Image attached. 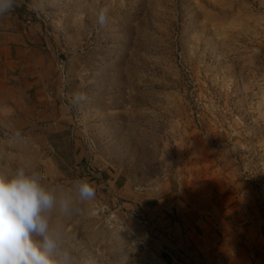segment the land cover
Returning <instances> with one entry per match:
<instances>
[{
  "label": "rangeland",
  "instance_id": "1",
  "mask_svg": "<svg viewBox=\"0 0 264 264\" xmlns=\"http://www.w3.org/2000/svg\"><path fill=\"white\" fill-rule=\"evenodd\" d=\"M17 4L59 57L57 96L71 121L0 114V168L29 164L65 189L92 183L94 199L61 219L73 264H138L132 212L166 264H202L189 253L190 230H167L173 222L218 240L228 232L264 256V0ZM101 9L108 21L98 28ZM79 92L88 102H73ZM17 131L27 143L12 142ZM87 160L101 175L85 174ZM115 196L125 231L97 213Z\"/></svg>",
  "mask_w": 264,
  "mask_h": 264
},
{
  "label": "crops",
  "instance_id": "2",
  "mask_svg": "<svg viewBox=\"0 0 264 264\" xmlns=\"http://www.w3.org/2000/svg\"><path fill=\"white\" fill-rule=\"evenodd\" d=\"M42 40L41 29L18 4L10 15L0 18V114H48L54 120L71 121L70 116L64 115L69 114L68 108L57 96L62 83L59 57L53 48L44 47ZM151 214L153 224L158 223L155 227L163 233L162 216L159 218L157 212ZM173 223L167 230L175 236L180 226L190 230L189 253H202V264H264V256L247 254L237 240L227 237L228 232L219 234L218 240L210 228L200 234L195 232V225ZM161 242L175 247L174 241L164 238Z\"/></svg>",
  "mask_w": 264,
  "mask_h": 264
},
{
  "label": "clouds",
  "instance_id": "3",
  "mask_svg": "<svg viewBox=\"0 0 264 264\" xmlns=\"http://www.w3.org/2000/svg\"><path fill=\"white\" fill-rule=\"evenodd\" d=\"M17 2L0 0V18L10 15ZM107 21V9H101L97 27H104ZM88 100L86 92H79L73 102ZM12 142L27 143L19 131ZM94 197V186L87 178L77 179L65 189L47 184L43 174L29 164L12 170L0 168V264H73L61 219Z\"/></svg>",
  "mask_w": 264,
  "mask_h": 264
},
{
  "label": "built area",
  "instance_id": "4",
  "mask_svg": "<svg viewBox=\"0 0 264 264\" xmlns=\"http://www.w3.org/2000/svg\"><path fill=\"white\" fill-rule=\"evenodd\" d=\"M61 67V66H60ZM64 76V75H63ZM66 103H64L65 105ZM85 174L90 176L101 175L100 172L92 168V160H87L84 166ZM138 189V188H136ZM114 205L112 206L109 203H103L97 207V213L106 218L107 222L111 226H117L123 229L124 231L128 228L125 224V221L120 218L118 211L121 210L124 206L119 202L118 198L113 197ZM128 217H132L139 224L140 234L137 235L134 230L130 232L132 235L133 245L136 247L135 259L138 264H166L162 257L153 251L148 243L150 237L149 232L145 226L146 219L143 215L138 216L134 212L127 214Z\"/></svg>",
  "mask_w": 264,
  "mask_h": 264
}]
</instances>
